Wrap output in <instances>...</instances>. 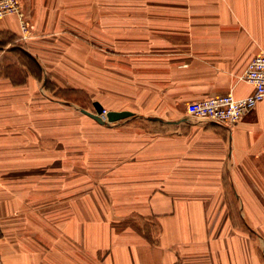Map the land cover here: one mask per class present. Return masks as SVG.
<instances>
[{
  "label": "crops",
  "instance_id": "obj_1",
  "mask_svg": "<svg viewBox=\"0 0 264 264\" xmlns=\"http://www.w3.org/2000/svg\"><path fill=\"white\" fill-rule=\"evenodd\" d=\"M22 1L27 31L0 18L3 262L264 264V100L231 129L187 114L253 95L242 77L264 54V0ZM76 70L93 104L135 114L105 127L165 140V168L96 156L64 124Z\"/></svg>",
  "mask_w": 264,
  "mask_h": 264
},
{
  "label": "rangeland",
  "instance_id": "obj_2",
  "mask_svg": "<svg viewBox=\"0 0 264 264\" xmlns=\"http://www.w3.org/2000/svg\"><path fill=\"white\" fill-rule=\"evenodd\" d=\"M84 72L85 70H76L74 73L75 77H73V80H78L82 84L79 85V92L75 94L68 92L67 94L65 92L70 88L68 85H63V103H59L60 105H57V107L61 106L64 110L70 109L73 114L71 115L70 112L64 111V124L71 123L72 120L74 123L77 120L80 138L87 139L86 137H88L89 140L91 138L94 139L96 156L102 153L108 156L110 154V156L117 157L120 160L125 159L129 164L140 166L143 171L148 170L151 172L161 166L165 168L167 152L165 140H160V143L163 141L164 145L158 149L159 141L152 137L150 133L142 130L141 125L144 123L136 124L133 121L127 129L117 125L112 128L101 127L96 121L80 111V109H86L95 112L92 97L102 98L100 93H87ZM64 79L70 80L71 77L65 75ZM152 146L156 147L155 150L152 149ZM240 236L248 243L250 251L255 253L262 252L263 245L261 240L244 225L240 229Z\"/></svg>",
  "mask_w": 264,
  "mask_h": 264
},
{
  "label": "built area",
  "instance_id": "obj_3",
  "mask_svg": "<svg viewBox=\"0 0 264 264\" xmlns=\"http://www.w3.org/2000/svg\"><path fill=\"white\" fill-rule=\"evenodd\" d=\"M9 15H17L22 30L24 32L28 30L30 22L26 20L22 0H0V18ZM242 80L254 86L253 95L237 99L230 93L226 96L193 102L187 106L188 116L222 125L229 129L235 127L258 103L264 100V54L256 56L251 61ZM107 112L105 110L103 115L106 116ZM1 240L2 223L0 220V264H5L2 259Z\"/></svg>",
  "mask_w": 264,
  "mask_h": 264
},
{
  "label": "water",
  "instance_id": "obj_4",
  "mask_svg": "<svg viewBox=\"0 0 264 264\" xmlns=\"http://www.w3.org/2000/svg\"><path fill=\"white\" fill-rule=\"evenodd\" d=\"M93 105L95 107V112H91L86 109H80V111L102 126H110L111 124L129 119L135 115L131 111H109L106 115L107 119H104L102 117L105 111L103 105L100 102H94Z\"/></svg>",
  "mask_w": 264,
  "mask_h": 264
},
{
  "label": "bare ground",
  "instance_id": "obj_5",
  "mask_svg": "<svg viewBox=\"0 0 264 264\" xmlns=\"http://www.w3.org/2000/svg\"><path fill=\"white\" fill-rule=\"evenodd\" d=\"M105 117V116H104ZM105 119H106V117H105Z\"/></svg>",
  "mask_w": 264,
  "mask_h": 264
}]
</instances>
